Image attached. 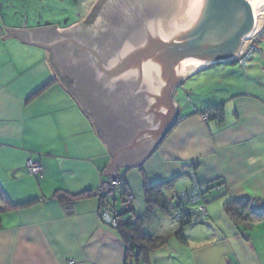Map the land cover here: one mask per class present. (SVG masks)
Wrapping results in <instances>:
<instances>
[{
  "label": "crops",
  "instance_id": "crops-1",
  "mask_svg": "<svg viewBox=\"0 0 264 264\" xmlns=\"http://www.w3.org/2000/svg\"><path fill=\"white\" fill-rule=\"evenodd\" d=\"M46 5V0H0V264H125L123 242L100 220L97 197L72 203L52 198L56 191L93 193L111 178L101 175L111 156L92 117L70 91L73 80L58 76L47 48L13 37L2 40L6 29L81 27L80 22L40 23L37 13ZM210 67L185 78L173 102L178 92L192 97L200 82L193 87L190 81ZM247 83V89L232 88L225 98L212 94L202 101L174 102L175 125L144 161L115 169L134 198L133 213L142 219L144 232L168 237L142 264H264V208L258 205L264 203V83L253 80V88ZM212 107H220L221 122L202 121L200 114ZM28 161L40 164V178L29 174ZM188 178L221 187L222 200H209L205 215L189 224L157 206L144 218L145 185L167 184L161 191L167 205ZM231 200L250 201L237 223L224 211Z\"/></svg>",
  "mask_w": 264,
  "mask_h": 264
},
{
  "label": "water",
  "instance_id": "water-1",
  "mask_svg": "<svg viewBox=\"0 0 264 264\" xmlns=\"http://www.w3.org/2000/svg\"><path fill=\"white\" fill-rule=\"evenodd\" d=\"M110 3L113 23L106 16ZM263 23L264 0H105L84 26L5 28L2 40L51 51L58 76L73 80L70 91L107 145L111 162L101 175L113 180L118 166L140 165L175 125L180 83L209 65L235 62L244 37Z\"/></svg>",
  "mask_w": 264,
  "mask_h": 264
},
{
  "label": "rangeland",
  "instance_id": "rangeland-1",
  "mask_svg": "<svg viewBox=\"0 0 264 264\" xmlns=\"http://www.w3.org/2000/svg\"><path fill=\"white\" fill-rule=\"evenodd\" d=\"M104 1L105 0H51L49 2V0H46V8H41L38 10L37 14H41L40 16L42 18L40 23L45 25L66 27L74 22H80V25L84 26L93 21V16L97 13L98 8L104 3ZM250 37V39L244 44L242 52L246 55L250 48L255 50L251 53L252 59L250 58L249 61L246 62L244 68L236 62L222 63L220 66L209 65L212 67H210V71L203 72L201 75L196 76V80L194 78L190 81V84L193 85V87L194 84L200 82V85L197 88H193L194 92L192 97H186L178 92V95L174 97V102H184V104H187V98L196 99L197 97L202 101V97L208 98L212 94L214 96L225 98L229 91H232V88L247 89V82L250 88L254 87L252 84L253 80H263L264 83V23L259 29L254 31ZM250 66H253L254 69L250 70ZM245 73L249 74L248 77H250L247 78V80L245 79ZM199 77L201 78L197 81V78ZM207 111L214 113L212 110H206L204 112ZM219 118L222 121L220 114L210 117V119L215 120ZM188 181L187 185H184L183 182L179 183L174 192L176 191L175 193H180L187 190L191 185L189 178ZM208 197L211 201L222 200L220 194L213 190L209 192ZM119 203L120 200L118 202V207H120Z\"/></svg>",
  "mask_w": 264,
  "mask_h": 264
},
{
  "label": "trees",
  "instance_id": "trees-1",
  "mask_svg": "<svg viewBox=\"0 0 264 264\" xmlns=\"http://www.w3.org/2000/svg\"><path fill=\"white\" fill-rule=\"evenodd\" d=\"M48 85L49 83L46 86ZM46 86L37 90L33 95L40 93ZM208 110L214 111L213 116H216L217 114L219 115L221 112L220 107H212ZM167 186L168 185L164 183L147 184L144 186L146 200V212L144 214V218H147L152 212V209L156 206L161 208L162 210L166 209L167 201L165 200V197L163 196L161 191L162 188ZM121 187L122 191H120V195L117 194V192H119V189H116L113 194L106 197H100V200H98L101 202L104 201V203H106V205L110 207V211L113 212V216L117 221V226L115 229L117 230L125 247V264H142L150 252L164 246L167 243L168 237L147 235L143 229L142 219H137L134 216L133 207L123 211L116 210V202L122 198L124 193H126L127 191L129 192L125 184ZM117 195L119 197H117ZM88 196L96 197V191L93 193H82L78 195H69L65 192L56 191L53 194L52 198L62 203H72L76 200H80ZM249 202L250 201L248 200L228 201L224 204V211L233 223H237L238 220H241L245 215L246 208ZM29 204L31 203H28L26 205L10 207L8 206L7 209H17L20 207L28 206ZM132 218H135V220L133 221ZM183 224H189V222H185ZM180 234V232L176 233L179 238H182Z\"/></svg>",
  "mask_w": 264,
  "mask_h": 264
},
{
  "label": "built area",
  "instance_id": "built-area-1",
  "mask_svg": "<svg viewBox=\"0 0 264 264\" xmlns=\"http://www.w3.org/2000/svg\"><path fill=\"white\" fill-rule=\"evenodd\" d=\"M251 38V37H250ZM244 41L239 53L231 60H234L242 68L245 67V64L251 58V53L253 48H250L245 55L243 51L244 44L250 39ZM202 121L207 123L210 120V117L214 115L212 112H204L200 114ZM217 122H221V119H217ZM26 168L29 174L33 177L40 178L42 176V168L40 164L28 161L26 163ZM125 184V181L122 177H116L113 180L109 179L108 181H102L99 189L96 191V197L100 200V197H106L113 194L116 189H119L122 185ZM210 188H213V191H220L221 187L219 186H204L199 185L196 181H192L191 185L187 190L175 193L172 195L170 202L166 205L167 212L171 213L172 216L176 217L181 222L194 221L197 222L205 215V204L210 200L208 194ZM134 198L130 192L124 193L120 199V211L127 210L133 207ZM264 208V203H258V205ZM192 205H197L192 207ZM99 217L102 222L116 228L117 221L113 216V212L110 211V207L104 203V201H99ZM134 221L135 218H132Z\"/></svg>",
  "mask_w": 264,
  "mask_h": 264
},
{
  "label": "flooded vegetation",
  "instance_id": "flooded-vegetation-1",
  "mask_svg": "<svg viewBox=\"0 0 264 264\" xmlns=\"http://www.w3.org/2000/svg\"><path fill=\"white\" fill-rule=\"evenodd\" d=\"M115 8V6L113 5V3L111 4L110 3V5L108 6V10H107V12H106V16H107V19H108V23L110 22V23H113L114 22V16L112 15L113 14V9ZM87 39H90L89 38V34H88V38ZM64 50H65V48H61V50H59L58 51V49H57V51L58 52H60V53H58L57 54V57H58V59H59V62H63V61H65L66 59H65V53H64ZM75 52L73 51L72 52V55L74 56V57H76L75 56ZM65 82H69L67 79H65L64 80ZM72 84H74V83H72ZM115 98H116V100H118V101H122L123 102V100L124 101H128L130 98H126V99H121L119 96H117V95H115ZM142 99V101H145L146 100V98H141ZM135 100V99H134ZM124 103V102H123Z\"/></svg>",
  "mask_w": 264,
  "mask_h": 264
},
{
  "label": "bare ground",
  "instance_id": "bare-ground-1",
  "mask_svg": "<svg viewBox=\"0 0 264 264\" xmlns=\"http://www.w3.org/2000/svg\"><path fill=\"white\" fill-rule=\"evenodd\" d=\"M251 34H252V33H251ZM251 34H250V35H248V36H245V37H244V39H246V38H249V37L251 36Z\"/></svg>",
  "mask_w": 264,
  "mask_h": 264
}]
</instances>
